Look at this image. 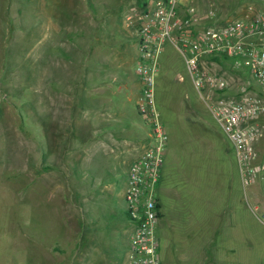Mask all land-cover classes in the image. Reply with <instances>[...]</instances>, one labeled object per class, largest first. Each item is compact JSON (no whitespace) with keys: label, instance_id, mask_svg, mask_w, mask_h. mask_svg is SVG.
Segmentation results:
<instances>
[{"label":"rangeland","instance_id":"rangeland-1","mask_svg":"<svg viewBox=\"0 0 264 264\" xmlns=\"http://www.w3.org/2000/svg\"><path fill=\"white\" fill-rule=\"evenodd\" d=\"M104 1L75 0L72 24L81 31L72 42L78 63L75 62L72 73L77 78L86 76L92 83H98L107 74L112 86L109 89L121 94L125 89L115 87V81L122 73L134 80V67L140 58L135 48L136 28L128 19L135 7L131 0H107L113 6L107 12ZM134 1L140 7L146 0ZM214 2L209 1L219 13V23L240 17L238 10L244 12L249 6L264 12V0ZM124 5L125 12L121 10ZM6 7L0 6V87L5 95L0 124V264H123L128 254V237L134 229L124 208L127 179L122 177L117 181L115 195L100 188L102 183L96 188L93 179L98 174L100 182L109 179L106 173L109 161L102 154L90 164L74 166L78 155L83 162L90 153L83 141L81 145L76 142L79 148L73 154L54 148L51 121L57 102L51 85L46 84L47 92H43V82L58 75V65H52L45 45L52 38L39 35L35 3L25 5L26 12L19 19L15 14L4 12ZM223 12L230 15L221 16ZM58 39L55 38L54 44L57 45ZM84 61L86 65L81 64ZM158 63L157 109L172 146L170 157L174 164H181L180 173L174 172V175L180 177L185 168L189 176L194 174L192 180L197 176L196 182L206 197L212 191L213 195L218 191L222 195L236 190L238 180L240 185L242 182L234 148L200 98L182 54L167 44ZM205 63L231 81L233 92L249 78L246 73L242 76L228 73L212 61ZM129 86L137 92L133 83ZM88 89L97 95L105 91L96 84ZM112 116L118 120L117 115ZM139 121L140 118H135V124ZM101 123V120L90 122L85 129L88 138L98 142L96 148L105 131ZM260 125L264 132V119ZM260 150L264 152V143ZM85 168L93 169L92 173ZM163 179L162 170L160 187ZM85 187L88 193L91 188L97 189L93 197L86 195ZM186 189L192 188L186 186ZM246 191L250 218L247 212L242 216L236 237L226 242L220 237L217 239L220 252L216 257L226 259L225 264H264V226L260 222L264 195L259 184ZM158 195L163 201L161 191ZM101 196L107 203L99 201ZM93 205L95 209L90 213ZM86 218H92L93 225ZM229 231L236 233L235 229ZM157 236L162 264H195L181 260L185 259L184 254L197 248L196 229L176 230L172 237L171 230L161 225Z\"/></svg>","mask_w":264,"mask_h":264},{"label":"built area","instance_id":"built-area-1","mask_svg":"<svg viewBox=\"0 0 264 264\" xmlns=\"http://www.w3.org/2000/svg\"><path fill=\"white\" fill-rule=\"evenodd\" d=\"M198 0H146L129 21L136 28L139 61L135 74L141 83L137 111L150 127L146 151L130 166L125 212L134 229L128 237L123 264H162L157 228L161 219L158 188L169 136L157 109L156 76L159 55L171 43L182 54L193 84L208 110L232 144L245 189L261 186L264 195V12L249 6L240 17L219 23L211 5L202 16ZM214 57H229L234 68L249 75L233 92L231 81L206 66ZM5 95L0 87V111ZM1 124V113H0ZM264 226V214L260 217Z\"/></svg>","mask_w":264,"mask_h":264},{"label":"crops","instance_id":"crops-1","mask_svg":"<svg viewBox=\"0 0 264 264\" xmlns=\"http://www.w3.org/2000/svg\"><path fill=\"white\" fill-rule=\"evenodd\" d=\"M209 1L198 0L196 3L202 16H206L208 13L210 8ZM212 1L214 2V0ZM131 2L135 10H140L145 5L142 2L143 6L139 7L137 6L138 1L131 0ZM34 3L36 6L35 13L37 15V21L40 23L37 25V29L40 31L39 35L41 37L52 38L50 44H45L44 40H42V43L48 47L46 49H49L52 65H55V67L58 65L56 69L58 70V75L54 74L53 77H49L51 79L48 78L50 82L48 79L45 80L46 82H43L45 86L43 92H47L46 84L51 85L54 101L57 102L56 107L53 108V119L51 121L53 127V146L57 150L63 149L73 154L79 148L76 146V142H80L81 145L83 141L84 147L88 146L90 153L84 158L83 162L81 156L78 155L75 164L73 163L74 166H83L84 163L86 165L90 164L97 155L102 154L101 156L106 161H109L106 167V173L109 179L100 182L101 175L98 174L99 176L93 179V183L94 185L96 184V188L99 187V183H102L103 187L101 186L100 188H105V190H109L115 195L117 181L122 177L128 180L131 164L146 151L151 140V130L145 124L144 120H141L137 111L141 83L135 74V67L133 74L134 80L126 78L129 74L122 73L123 75L121 74L120 79L115 81L117 82L115 87L120 86L125 89L121 94H116V92H112L109 89L112 86H110L111 81H108V78H106L107 74L102 75L98 83H92V80L86 78V76L84 78L75 77L72 71L74 72L73 68L77 61L75 60V55L71 47L74 46L72 43L73 38L77 37L81 31L75 29L72 24L75 20L74 14L76 13L75 0H0V6H7L4 12L15 14L18 19L26 12L25 5ZM104 5L107 12L109 9H113V6L107 0L104 1ZM121 10L125 12V5ZM127 11L125 16L127 15ZM240 11L239 9L237 14L243 13H240ZM224 15L229 16L230 13L223 12L221 16ZM55 38H59L57 45L54 44ZM167 44H165L162 52L165 51ZM172 46L174 47V45ZM135 48L137 51V46ZM81 64L86 65V62H81ZM132 83L137 88L136 93L129 86ZM93 84H96L101 91L104 89L105 91L101 92L100 95L91 94L88 88H92ZM120 89L118 88L117 90ZM203 103L208 109L204 101ZM114 114L117 115L118 120H114L112 116ZM136 116L140 118L137 124H135ZM100 120L102 122L100 126L105 131L101 138L102 141L100 142L99 148H96L98 142L96 143L95 139L88 138L85 129L89 126L90 122L92 124L93 122L99 123ZM117 124H121L122 126ZM170 147L172 146L168 142L165 163L162 169L164 182L162 187L159 185L158 188V193L161 191L163 196V201H161L158 195L161 207V219L158 226L162 225L165 230H171L172 237L176 230L185 228L196 229L197 240L195 245L197 248H195V251L192 250V252L184 254L186 255L185 259L181 261H194L195 264H225L226 259L216 257L220 252L219 247L216 246L217 244L220 245L217 239L220 237L223 242H226L236 237L239 234L237 230H240L239 226H241L242 216L247 212L250 218L251 211L246 207V201L248 202L249 200L248 191H246L248 189H245L242 183L240 185L238 180L236 190L231 189L222 195H220L219 191L213 195L212 191L206 197L200 191L199 182H196L197 176L192 180L194 174L189 176V173L185 172V168H182L183 175L180 177L174 175V172L180 173L181 164L179 162L174 164V161L171 159L172 157H170ZM234 157L236 160L235 163L237 162L239 168L235 153ZM86 160L89 162L86 163ZM85 169L92 173L91 170L93 169ZM103 172L104 170L101 171V174ZM185 183L186 186H190L192 189L188 191L186 186H184ZM96 190L95 187L94 189L91 188L88 193L89 189L85 187L86 195L90 194L91 197H93V192ZM99 201L107 203V199L102 196ZM95 206H91L93 208L90 213L94 211ZM107 212L104 211V215ZM110 214H113V211H110ZM92 218H86L87 223L93 225ZM98 220L96 221L98 222ZM101 225L104 226L103 224ZM229 229H235L236 233L229 231Z\"/></svg>","mask_w":264,"mask_h":264},{"label":"trees","instance_id":"trees-1","mask_svg":"<svg viewBox=\"0 0 264 264\" xmlns=\"http://www.w3.org/2000/svg\"><path fill=\"white\" fill-rule=\"evenodd\" d=\"M209 61H212L216 64H218L222 70L228 72V73H231V74H238L239 76H242L243 74V71L242 70H236L234 68V60L232 58H229V57H214V58H210V59H207ZM243 81H244V78H243ZM1 113V111H0Z\"/></svg>","mask_w":264,"mask_h":264}]
</instances>
